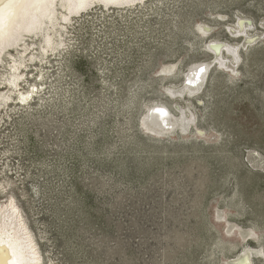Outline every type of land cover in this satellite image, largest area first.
I'll use <instances>...</instances> for the list:
<instances>
[{
    "label": "rangeland",
    "instance_id": "rangeland-1",
    "mask_svg": "<svg viewBox=\"0 0 264 264\" xmlns=\"http://www.w3.org/2000/svg\"><path fill=\"white\" fill-rule=\"evenodd\" d=\"M77 18L43 104L0 123V181L42 264H264V0ZM222 44L240 56L208 50ZM196 64L210 65L198 90Z\"/></svg>",
    "mask_w": 264,
    "mask_h": 264
},
{
    "label": "bare ground",
    "instance_id": "bare-ground-1",
    "mask_svg": "<svg viewBox=\"0 0 264 264\" xmlns=\"http://www.w3.org/2000/svg\"><path fill=\"white\" fill-rule=\"evenodd\" d=\"M148 2L150 0H0V123L4 122V116L10 118L13 111L28 113L35 105L43 104L47 95L46 65L51 64L52 57H60L69 50V30L82 18L77 16L97 6L108 12L117 9L123 14L139 5L145 7ZM200 30L208 33L204 28ZM223 48L240 56V49L229 45L208 46V50L216 54L222 53ZM219 65L238 76L233 64ZM3 68L5 71H1ZM174 69L167 68L164 74L170 76ZM209 69V64H199L192 70L193 76L190 75L188 81L193 89L198 90L203 85ZM35 70L37 76L31 74ZM199 72L201 76L197 77ZM155 109L154 113L157 111L159 116H151V123L167 121L165 109ZM15 188L12 179L0 181V264H42L44 258L39 241L25 218ZM248 254L234 264L244 261L253 264Z\"/></svg>",
    "mask_w": 264,
    "mask_h": 264
},
{
    "label": "water",
    "instance_id": "water-1",
    "mask_svg": "<svg viewBox=\"0 0 264 264\" xmlns=\"http://www.w3.org/2000/svg\"><path fill=\"white\" fill-rule=\"evenodd\" d=\"M251 156H254L255 154H250Z\"/></svg>",
    "mask_w": 264,
    "mask_h": 264
},
{
    "label": "snow or ice",
    "instance_id": "snow-or-ice-1",
    "mask_svg": "<svg viewBox=\"0 0 264 264\" xmlns=\"http://www.w3.org/2000/svg\"><path fill=\"white\" fill-rule=\"evenodd\" d=\"M201 71H203V69H201Z\"/></svg>",
    "mask_w": 264,
    "mask_h": 264
}]
</instances>
